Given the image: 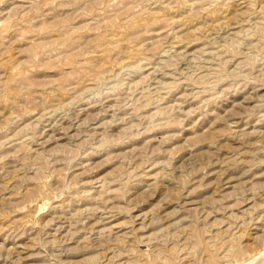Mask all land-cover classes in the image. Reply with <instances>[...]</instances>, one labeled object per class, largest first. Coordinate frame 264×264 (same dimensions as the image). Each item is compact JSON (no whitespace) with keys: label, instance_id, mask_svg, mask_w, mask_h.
Wrapping results in <instances>:
<instances>
[{"label":"rangeland","instance_id":"1","mask_svg":"<svg viewBox=\"0 0 264 264\" xmlns=\"http://www.w3.org/2000/svg\"><path fill=\"white\" fill-rule=\"evenodd\" d=\"M0 264H264V0H0Z\"/></svg>","mask_w":264,"mask_h":264}]
</instances>
